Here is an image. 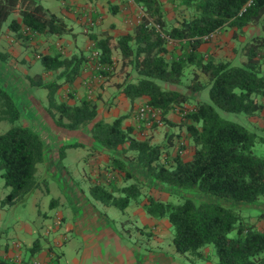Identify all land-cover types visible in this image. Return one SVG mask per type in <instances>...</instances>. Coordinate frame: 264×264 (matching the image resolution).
I'll list each match as a JSON object with an SVG mask.
<instances>
[{
	"label": "trees",
	"instance_id": "16d2710c",
	"mask_svg": "<svg viewBox=\"0 0 264 264\" xmlns=\"http://www.w3.org/2000/svg\"><path fill=\"white\" fill-rule=\"evenodd\" d=\"M133 1L142 12L132 31L118 36L94 35L98 55L91 56L93 63L100 64L99 74L108 76L113 67L112 53L117 50L119 69H128L117 84L120 92L131 108L138 98H144L142 101L159 111L160 119L169 125L173 123L167 115L171 111L179 114L178 124L184 127V138L193 150L189 159L181 156L187 147L183 137L176 135L173 140L171 129L164 133L162 142H151L149 134L138 137L131 125L122 126L127 114L107 122L97 118L96 101L86 95L72 103L59 99L60 88L70 85L86 61L81 52L38 56L42 71L26 76L27 83L46 89L45 113L55 129L80 130L87 125L93 148L109 158L111 174L105 182L89 184L91 199L120 210L130 202L138 203L143 180L128 163L138 165L151 177L150 183L168 187L167 193H184L177 201L144 193L140 201L146 213L168 220L175 252L203 259V250L211 244L216 264H264V228L243 223L240 210L220 201L264 205V133L222 113L250 117L264 109V0H252L242 10L247 0H169L173 7L182 9L176 25L165 15L161 0ZM9 13L18 14L20 21L11 17L8 27L23 39L29 38L28 31L60 36L70 29L36 0H0V34ZM250 23L261 25V31L247 37L234 58L198 54L200 43L211 32L229 26L236 37L237 30ZM22 25L27 29L22 30ZM6 56L0 51V59ZM43 73L52 78L44 79ZM130 73L133 76H128ZM203 88H208L209 99L189 98L187 91L197 93ZM19 95L18 88L0 86V121L14 122L28 113L17 101ZM190 102L192 106H187ZM35 126L13 123L0 134V177L2 186L7 187L1 206L24 202L42 179L36 173L44 162V142ZM79 144L72 141L61 145L60 159L65 147ZM118 173L132 181L117 186L114 176ZM36 243L26 248L20 259L0 257V264H33L30 258L40 249ZM49 261L61 264L55 255Z\"/></svg>",
	"mask_w": 264,
	"mask_h": 264
},
{
	"label": "crops",
	"instance_id": "0c3cea01",
	"mask_svg": "<svg viewBox=\"0 0 264 264\" xmlns=\"http://www.w3.org/2000/svg\"><path fill=\"white\" fill-rule=\"evenodd\" d=\"M36 1L41 4V0ZM131 1L136 7L141 8L133 0ZM161 1L164 7L163 0ZM164 1L170 3L169 0ZM57 2L61 5L60 15L49 10L46 6L44 7L65 21L66 25L70 27L67 32L71 33V37L63 38L62 35L64 34L55 36L34 32L30 33L28 31L30 34L29 38L23 39L15 35L14 30L8 27V22L3 26L0 34L1 39L5 41L1 45L3 49H0V51L7 53L5 58L0 59V86L8 87L9 85L18 88L20 95L17 101H21L24 110H28V113L26 111L22 113V117L20 118L22 125H38V128L35 126V130L42 138L45 150L44 162L41 167V177H52V172L55 174L60 172L64 176L65 172L61 162L62 159L59 157V147L77 140L72 138L70 141L62 142L59 136H54L48 140V136L51 135L49 132L52 131L53 135L64 132L55 129L47 119L44 108L46 104H43L35 94V90L38 87L30 86L27 83L26 76H31V74L26 73V69L33 64L34 58H30L29 54L31 50H34V47L43 51L40 55L59 52L63 56H68L71 53L81 52L86 57L81 71L70 85L65 84L58 91L59 99H65L68 103H72L86 95V97H90L96 101L97 118L106 121L111 117L127 114L126 118L122 120V126L131 125L134 131L136 124L134 117L127 113V110L131 108V103L127 97L120 92L118 86L105 83L107 82L105 79L108 76L101 75L102 77H98L99 73L94 67L91 57V53L95 50L94 40L92 39L94 35H97L99 38L106 35H121L132 31V24H134L135 17L131 10L132 5L128 0H57ZM11 17L20 21L16 13H12ZM67 17L75 22L84 24V31L88 29L87 26L92 28L87 31L93 34H90V36L86 34L84 39H79L73 25H70L66 21ZM256 26L258 25L251 23L245 25L240 31L237 30L236 37L233 36L234 30L232 27L224 26L219 30L217 29L205 41L200 43L198 54L212 56L215 59H232L237 52L236 49L241 46L242 42L247 37L257 33L253 32ZM21 29H27V27L22 25ZM24 41H28L29 44H26ZM14 42L19 45V48H16L17 50L13 48L12 43ZM22 45L26 48L24 52L20 48ZM114 92L117 95L115 101L118 100V103L112 106L108 112L104 111V101ZM192 93V91H187L189 98L191 100H198V97H192ZM122 109H125V111H121ZM167 116L173 121V125L177 129L182 128L178 124L181 118L179 114L171 111ZM79 143L81 144V142ZM93 162V160L90 161V164ZM91 169L93 170L94 167H91ZM64 186L62 185L60 188H63L65 191V202L67 203L66 215L72 219V222L70 221L65 224V233L58 232V234H55L53 243L60 246L62 244L64 245L68 239L75 238V246L80 250L81 255L79 259L75 257L72 259L73 264H85L86 261L92 264H216V257L210 245H207L203 250V259H190L183 254H180L181 259L176 258L175 249L171 243L172 231L168 220L165 217L155 218L151 214L146 213L140 202L143 199L138 203H134V206L128 204L124 209L130 213L129 220H138L139 218L141 225L136 227L138 233H148L152 239L147 243L145 242L144 245H137L136 243L129 244L122 236L121 230L116 227L115 220L108 218L107 215L99 214L98 209L95 207L97 205L90 204L88 199L83 197L80 188L74 185L72 187L69 185L67 187ZM29 236L28 233H24L23 245L25 244L29 248L37 242V246L40 247L31 256V262L33 264H52L49 261V257L51 255L59 256L51 250L52 244H40L36 239L31 241L33 244H29ZM10 242L9 240L3 243L0 242L1 258L8 259L13 256L11 255L12 244ZM164 243L167 244V247L164 246ZM2 253L7 255H1ZM61 254H64V251H60ZM22 256H24V253Z\"/></svg>",
	"mask_w": 264,
	"mask_h": 264
},
{
	"label": "rangeland",
	"instance_id": "374dc122",
	"mask_svg": "<svg viewBox=\"0 0 264 264\" xmlns=\"http://www.w3.org/2000/svg\"><path fill=\"white\" fill-rule=\"evenodd\" d=\"M39 1V0H38ZM128 2L132 5V12L134 14V21L135 23L139 18L141 14V8L138 6L136 7L135 4L132 3L131 0H128ZM41 5L46 6L49 10L53 11L57 15H60V3L57 2V0H41ZM164 5V12L165 15L174 23L177 24L179 20L181 19L182 15L180 14L182 9L180 7H173L171 3L165 2L163 0ZM184 14V13H183ZM12 13H9L6 21L4 22V25L9 21L11 18ZM138 18V19H137ZM66 21L73 25L74 30H76L77 37L79 39H84V36H90V33L87 30H91L92 28L87 26V30L84 31V24H80L78 22H75L71 20V18L67 17ZM133 26V24H132ZM260 26H256L254 28L253 32H259ZM97 36V35H96ZM118 36V35H116ZM63 38L71 37V33L67 32V34L62 35ZM1 39V37H0ZM2 40V39H1ZM0 40V49L2 50L3 47H1L2 43H5L4 40ZM26 44L28 41H24ZM173 43V42H172ZM29 44V43H28ZM174 44V43H173ZM14 50H17L19 48L18 43L14 42L12 43ZM27 46V45H26ZM17 48V49H16ZM21 50L24 52L26 49L24 45L20 47ZM43 52L39 48H35L34 50L30 52V58H34L33 64H31L26 69V73L28 74H35L37 72H41L42 65L40 61L38 60V55ZM117 50H114L112 53V70L108 74V78L105 79L107 82L111 85L117 86L118 83L122 82L124 79V76L126 74V70L128 69H119V59ZM128 76H133V73L128 74ZM44 79H50L52 78V75L49 73H43ZM188 81V79H186ZM104 90V89H103ZM35 94L38 97V99L43 103L46 104L47 102V91L45 88L38 87L35 90ZM192 97H203V99H209V93L208 88H203L199 92L192 93ZM116 92L111 93L104 104V111H107L112 108V106L116 105L118 103ZM128 99V98H127ZM144 98H138L133 107L129 108L127 110V113L130 114V116L134 117V121L136 122L134 128V135L138 137H143L146 135H150L151 142L160 143L164 140V133L168 132L170 129L175 133L173 136V140L175 139L176 135L182 136L183 140L186 144V151L181 155L184 159H189L191 157L192 146H190V141L187 140L185 137V130L182 126L181 129H177L174 125H169L168 123L162 121L160 119V123H155L152 125L153 122L148 121H139L136 120L135 116V110L136 106L143 102ZM129 101V100H128ZM130 102V101H129ZM187 106H192V103L190 102L187 104ZM121 111H125V109H122ZM106 112V113H107ZM123 113V112H122ZM227 116L229 119L240 121L242 124H245L246 126L254 129L256 132H263L264 129V109L261 110L258 114L250 117H245L243 115H235L232 113L222 112ZM134 114V116H133ZM114 117H111L107 119L106 121L110 122L112 121ZM28 120V119H27ZM168 120L171 121V119L168 118ZM16 123L20 124L21 119L18 118L14 122H9L7 120L0 121V134L4 132L11 124ZM25 126V125H24ZM55 128V127H54ZM88 126H82L80 130H70V131H63L64 133L61 134V141L66 142L73 139L81 142V144L76 146H70L65 148V156L62 158V165L64 176L58 172L57 174L52 172V177H45L43 176L40 180L39 186L29 195V197L22 203L14 202V203H8L6 205L1 206L0 205V242H5L7 240L11 241V255H13V259H20L22 254H25L26 248H28L25 244L23 245L22 240H24V233H28L30 236L29 244L34 239L38 240L40 244L47 245L52 244V251L59 256V262L61 264H73L72 259L74 257L76 259H79L81 252L79 249L76 248V240L73 237L68 239L64 245H56L53 243L55 234L58 232L65 233L64 226L67 222H72V219L66 215V209H67V203L65 202V191L63 188H60V186L69 185L70 187L77 186L81 189V192L83 194V197L87 198L90 204L97 205L95 206L99 214L107 215L108 218L114 219L116 223V227L121 230L122 236L128 241L129 244L136 243L137 245H144L145 242L147 243L152 239L148 233H138V229L136 228L138 225H141L138 220H129L130 213L129 211L123 209L120 210L114 206L111 205H102L98 201H95L91 199V197L88 194V186L90 183H93L95 181H106L107 176L111 174V171H108L110 169L109 164V158L100 152L97 148H93L91 138L89 137V134L86 132L88 129ZM62 131V130H61ZM177 133V134H176ZM60 134V133H59ZM57 133H55V137H58ZM54 135L52 134L48 136V140ZM175 147L172 149V154L175 152ZM257 149L261 150V145L257 146ZM94 161L90 164V161ZM106 164L108 168H106ZM131 170L134 174H138L141 179L143 180V185L140 187L143 195L141 194L139 197L140 199L145 198L144 193H150L153 197L160 199V200H168V201H177L178 197H180L181 194H184L180 190H173L172 193H167L168 190L166 186L158 183V182H151V177L144 173L143 170L138 165H133L131 163H128ZM42 164L38 165L37 169V176H40L42 170H41ZM91 167L94 169L92 170ZM66 176V177H65ZM122 173H118V175H115V184L117 186H120L124 183H130L131 179H125L122 178ZM41 177V176H40ZM65 177V178H64ZM72 183V184H71ZM3 181L0 177V200L2 199L4 193L7 190V187L5 188L2 186ZM151 184V185H150ZM64 186V187H65ZM67 193V192H66ZM220 201L227 206H233L236 209L240 210L242 214V222L243 223H254L256 227L264 228V205L262 203H255V202H236L231 201L228 199H220ZM135 202H130V206H134ZM99 206V208H98ZM232 234V233H231ZM79 238V236H77ZM168 242V241H166ZM15 243L18 245L16 246ZM128 244V245H129ZM165 244V243H164ZM165 244L164 246H166ZM210 246L213 249V246L210 244ZM211 249V250H212ZM60 251H64V254L60 255ZM213 252V251H212ZM1 255L6 256L7 254L2 253ZM176 258H180V254L175 252ZM36 264V263H34ZM85 264H92L89 261H86Z\"/></svg>",
	"mask_w": 264,
	"mask_h": 264
},
{
	"label": "built area",
	"instance_id": "2783aa9c",
	"mask_svg": "<svg viewBox=\"0 0 264 264\" xmlns=\"http://www.w3.org/2000/svg\"><path fill=\"white\" fill-rule=\"evenodd\" d=\"M250 2H252V0H247L244 4V6L241 8L244 9V7L246 5H248ZM213 32H211L210 34L206 35L205 37H209ZM98 51H93L91 56H96L98 55L97 53ZM94 67L97 69L100 67L99 63H95ZM98 77H102L101 74L98 75ZM183 114H185V111L182 112L180 115L183 116ZM135 116H136V120H141V121H150V122H155V123H160V113L159 111L155 110L152 108V106L146 102L141 103L140 105L137 106L136 110H135ZM15 245L17 246L18 244L15 243ZM3 257V256H2ZM13 258V257H12Z\"/></svg>",
	"mask_w": 264,
	"mask_h": 264
}]
</instances>
